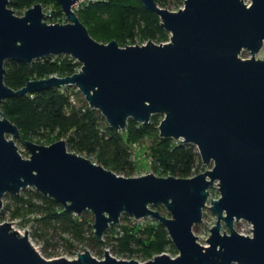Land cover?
I'll list each match as a JSON object with an SVG mask.
<instances>
[{
  "label": "water",
  "instance_id": "water-1",
  "mask_svg": "<svg viewBox=\"0 0 264 264\" xmlns=\"http://www.w3.org/2000/svg\"><path fill=\"white\" fill-rule=\"evenodd\" d=\"M57 1L69 21L48 22L42 2L18 14L10 0H0V211L5 194L33 187L67 211H91L98 239L124 213L156 219L178 253L140 260L119 258L106 248L98 258L85 247L76 257L49 258L28 229L21 232L5 220L0 222V264H264V57L256 56L264 45V0H248L250 5L184 0L178 10L142 0L171 32L170 40L125 46L114 38L96 39L74 9L78 0ZM244 50L251 55L242 56ZM54 54L75 58L79 70L29 79L19 89L6 83L7 60L32 63ZM63 85L78 87L89 106L119 131L130 118L149 123L153 114H161V136L193 143L202 161L213 165L186 177L149 170L127 176L70 150L65 138L41 144L22 137L3 101ZM16 138L29 156H23ZM215 183L217 198L210 197ZM161 204L170 215L156 208ZM207 206L218 218L203 244L194 226ZM241 219L252 224V234L236 229Z\"/></svg>",
  "mask_w": 264,
  "mask_h": 264
},
{
  "label": "trees",
  "instance_id": "trees-1",
  "mask_svg": "<svg viewBox=\"0 0 264 264\" xmlns=\"http://www.w3.org/2000/svg\"><path fill=\"white\" fill-rule=\"evenodd\" d=\"M52 2L55 14L64 15L57 0H10V6L20 13L23 8L36 2ZM161 6L174 8L183 0H156ZM176 8V7H175ZM80 19L88 26L91 34L98 40L108 37L100 28L107 29L121 23L127 30L128 39L153 38L162 42L168 32L162 25L159 15L145 7L142 0H94L77 10ZM51 21L57 18H49ZM123 35V34H122ZM120 42L126 41L123 36ZM5 81L15 89L23 87L29 79L48 77L53 74H72L81 66V62L67 54L49 55L35 59L32 63L9 59L5 63ZM73 103L70 100L69 87L52 86L27 94H18L6 98L2 108L7 116L20 128L24 138L48 142L65 138L70 150L85 154L99 163L115 170L119 174L130 176L137 169L133 157V144L152 138V169L159 175L174 174L192 176L201 162L198 148L193 143L179 144L173 137H164L159 133L158 124L162 115L155 113L149 123H140L133 118L128 121L125 130L119 131L110 126L99 109L89 106L85 99ZM11 199L4 204L0 218L6 210L11 217L26 218L29 213L40 223L55 226L63 234L71 235L75 241L86 243L98 253L109 248L117 255L147 260L164 251L177 253L167 228L156 219H147L145 223L122 222L112 224L104 233L103 239L95 235L92 212L81 215L67 211L64 205L52 197L43 195L34 188L23 189L19 194L7 193ZM123 220L131 221L132 216L124 213ZM196 226V225H195ZM76 245L69 237H64Z\"/></svg>",
  "mask_w": 264,
  "mask_h": 264
},
{
  "label": "rangeland",
  "instance_id": "rangeland-1",
  "mask_svg": "<svg viewBox=\"0 0 264 264\" xmlns=\"http://www.w3.org/2000/svg\"><path fill=\"white\" fill-rule=\"evenodd\" d=\"M246 1L248 2L249 5L251 4V2H249L248 0H246ZM43 5L45 7L50 6V5L55 7V5H53V3L49 2V1L48 2L45 1V4L43 3ZM183 6H184V0L180 4V6H175L176 8L174 7L171 9L178 10L180 7H183ZM26 8H23L22 11L18 14H23L24 10ZM55 9H56V7H55ZM54 15L57 18V20H55L54 22H67V21H69V18L65 17V14L63 16H61L59 14H54ZM122 26L123 25L121 23H118L115 26L109 27V28L104 29V30L102 28H100L101 31H103L104 33H106L108 35V37L105 39V41L104 40H102V41L108 42L113 38L117 39L119 41V37L123 36L126 39V41H124V42L119 41V43L122 46H125L126 44H137V43L143 44V43H147L148 40L153 39V38H146V39L140 40L139 36H136L135 38L137 40L132 41L131 39H128L129 36H126V34H128V31L127 30L123 31V28H121ZM168 33L169 34H168L167 39L163 40L162 42L170 40L171 32H168ZM154 41L159 42L158 40H154ZM241 55L244 57H248L251 55V53L249 50H244ZM256 56L257 57H264V45H263L262 49L257 53ZM69 92L73 93L71 89H69ZM82 99H85V96L80 91L76 95V100L79 101V103H81ZM32 140H34L38 143H41V144H50V143L56 141V140H54V141L48 142L46 139H44L43 142H41V141L35 140V138ZM16 142L19 145V150L21 151L23 156H29L30 152L24 146L21 139L16 138ZM151 144H152V138L147 137L143 142H137L136 146L133 145V148H132L134 151L133 157L137 162V169H135L133 174L130 176L140 175L142 173L147 172L148 170L154 172V170L152 169V165H151L152 164V161H151V156H152L151 155ZM212 165H213V161L210 164H206L201 159V162L199 163L197 168L194 169L193 175L204 171L205 169L211 167ZM27 188L32 189L33 187H27ZM219 195H220V191L217 187V183H215V186H213L211 188L210 197L217 198ZM10 200L11 199L7 196V194H5L4 204L7 202H10ZM208 203L210 204V200H208ZM156 208L160 209L162 213L170 215L169 211L167 210V208L164 205H162V204L158 205V206H156ZM92 215L94 216L93 213H92ZM37 216L40 217L39 214L33 212V213L27 214L26 218H23V217L12 218L10 210L7 209L5 214H4V217L0 218V222L5 221V220L12 221L14 226L16 228H18L21 232H25L26 229H28V233L30 235L31 241L38 248V250L41 252V254H43L46 257L52 258V257L66 256V257L72 258V257H76L78 252L83 251L86 247V248L90 249L91 252L96 257L104 258L105 251H104V253H101V254L98 253L95 249L90 248L89 245H87L86 243L75 241L71 235H68L65 233L62 234L59 231V229H57L55 226H53V225L47 226L46 224L40 223L38 220L35 219V217H37ZM217 218H218L217 214L210 207L207 206L204 208L203 220L201 222L197 223L196 226H194V232L196 235H198V239L201 243L208 244L207 237L210 235L211 227L216 223ZM147 219H151V218L146 217V218H142V219H135L134 217H132L131 221H129V218L123 220V218L121 217V222L119 224H121L122 222L127 223V224L128 223L133 224L134 221H138L140 223H142V222L145 223V221ZM93 221L94 220H92V222ZM235 226H236V229L241 233L252 234V224L249 221H247L246 219H241V220L236 221ZM223 228H225L228 232H230L229 229L227 228V226L225 225V223H223ZM64 237H69L70 240L73 239L75 241L76 245L75 246L71 245V242ZM173 245H174V243H173ZM174 247H175V245H174ZM165 252H168L171 255H176L178 253V252L173 253L170 250L165 251ZM113 254L119 258H131V257L123 256V255H117L115 253H113ZM232 264H239V263L234 262Z\"/></svg>",
  "mask_w": 264,
  "mask_h": 264
},
{
  "label": "built area",
  "instance_id": "built-area-1",
  "mask_svg": "<svg viewBox=\"0 0 264 264\" xmlns=\"http://www.w3.org/2000/svg\"><path fill=\"white\" fill-rule=\"evenodd\" d=\"M91 1H94V0H78L75 4H74V9L75 10H79L81 7L85 6L86 4L90 3ZM44 11L46 13V20L48 22H54V21H51L49 18H55V7H53L52 5L50 6H44ZM80 68V67H79ZM78 68V70H79ZM77 70V71H78ZM53 75H58V74H53ZM67 86V85H63L61 86L62 89L64 90V87ZM69 87V89L72 90L73 93L69 92V95H70V100L73 102V103H77V100H76V95L78 94V92H80L79 88L76 87V86H67ZM136 142L133 144L136 146ZM133 147V146H132ZM148 172V171H147ZM146 173V172H145ZM143 174V173H142Z\"/></svg>",
  "mask_w": 264,
  "mask_h": 264
}]
</instances>
